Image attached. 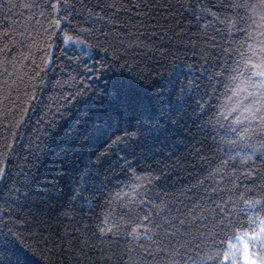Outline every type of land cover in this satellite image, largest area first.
Returning <instances> with one entry per match:
<instances>
[{
	"label": "trees",
	"instance_id": "1",
	"mask_svg": "<svg viewBox=\"0 0 264 264\" xmlns=\"http://www.w3.org/2000/svg\"><path fill=\"white\" fill-rule=\"evenodd\" d=\"M56 2L0 0V232L21 233L37 264H140L139 246L150 241L132 234L145 231L144 216L151 233H171L166 221L179 228L167 244L177 248L182 233L211 227L189 214L222 204L229 181L240 179L233 201L245 209L239 194L261 180L243 177L260 159H241L264 128L237 125L242 113L229 109L246 95L233 96L232 77L250 75L245 61L258 63L264 49V0H60L53 10ZM100 42L103 68L104 53L89 48ZM117 80L128 87L110 95ZM249 216L264 218V208L240 212L228 238L218 231L216 264H244L223 255L259 227ZM197 245L179 248V264L198 260ZM155 260L167 264L168 254Z\"/></svg>",
	"mask_w": 264,
	"mask_h": 264
},
{
	"label": "snow or ice",
	"instance_id": "2",
	"mask_svg": "<svg viewBox=\"0 0 264 264\" xmlns=\"http://www.w3.org/2000/svg\"><path fill=\"white\" fill-rule=\"evenodd\" d=\"M64 3L67 4V0H64ZM236 6V5H233ZM53 10H57L60 7V0H57L56 4L51 5ZM114 7V5H110ZM63 19H67L64 17ZM60 21H56V26L59 27ZM65 42L67 43L70 37H64ZM80 41H76L79 43ZM95 47L98 52H103L104 56L101 57V67L104 66V59L108 55V47L104 46L103 42L97 43L96 45H89V48ZM255 55V53H253ZM113 59L119 60L118 56H115V49H113ZM207 63V61H205ZM249 66H251L249 68ZM244 68L250 72V75L245 76L243 72H238L237 76L232 77L235 81L240 80V85L233 89V96L239 97L241 93H246L243 99H237L235 104L229 109V114L239 110L242 113L241 117H237L235 123L237 125H242L243 123L249 121L259 120L260 125L264 128V49L261 50L259 56V62L253 63L251 57H249L245 63ZM89 72L92 69H88ZM257 77L259 79H253ZM134 79L140 84L145 83L142 77L136 76ZM191 83V82H190ZM128 87L127 84L121 80H117L116 83L111 85L110 95H119ZM252 89V91H249ZM229 99H232L231 97ZM247 102V103H245ZM231 131L235 133L236 128H232ZM253 131L251 127L244 129L242 135H247L248 132ZM227 143H235V141H227ZM252 151L245 155L241 159V165L248 167L249 165H256L257 159H260V165L258 170L253 171L250 169L249 173L246 174L243 178L248 180L250 175H256L260 177L261 183L256 185L254 188H245V192L239 194V200L245 205V209H237L236 202L233 201V195L235 191H238L240 186V179L237 178L235 181H229L232 184L231 188L221 189V192L227 195V199L221 197L222 204H217L215 201L212 203L215 207H199L198 209H193V212L189 214L191 222L197 220L208 221L211 218V227L207 223L203 225L204 231L197 229L199 235H192L189 232H184L182 235L187 237L183 243H181L177 248H170L167 246L170 241L171 236H176L180 229L176 228L170 221H166L169 226L173 229L169 233L167 228H164L163 225H157L156 227L161 229L160 232L151 233V229L146 228L144 221L151 223L148 216H144L141 220L138 227H145V231L139 233L136 229H133V239H136L138 236L143 235L147 240L150 241V244L144 245L141 244L139 247L142 249L140 256L143 257L140 264H159L155 260V255L160 252L168 254L167 264H179V260L176 259L177 256L181 255L179 248L186 247L190 242L200 241V245L205 246V250L199 255L197 261H193V264H216L217 260L220 258V247L223 246L222 241L217 239L218 231L224 233V238H228V235L233 231H238L241 221L239 220V213L245 210L252 211L260 206L264 208V140L258 143L255 146H251ZM229 159H235V157H230ZM222 165L227 167L228 160L221 162ZM233 175H235V169L233 170ZM6 178V168L0 166V180ZM259 189L261 193V198L248 199L245 198V193L253 192ZM216 189H213L215 192ZM229 203H232V210H227ZM189 222L186 218L185 220L180 221V224L183 226L185 223ZM249 226H254L258 224V231L249 233L252 239L260 241L264 244V218L249 216L248 217ZM35 226H38V222H35ZM111 231V229H109ZM151 233V234H150ZM29 235H33L32 232H29ZM156 237L155 239L153 237ZM152 245H155L154 250H150ZM200 245H197L199 247ZM243 259L245 264H264V248L256 254L257 258H252V253L250 252L248 243L243 245ZM51 251V249H49ZM238 248L236 245H229V251L223 255L225 261L234 260L237 258ZM144 253H147V256H144ZM37 255L36 249L32 245H29L25 242L24 237L19 232H13L11 228H8L6 232H0V264H37L35 259ZM43 255V253H40ZM148 256L152 257V261L148 260Z\"/></svg>",
	"mask_w": 264,
	"mask_h": 264
},
{
	"label": "rangeland",
	"instance_id": "3",
	"mask_svg": "<svg viewBox=\"0 0 264 264\" xmlns=\"http://www.w3.org/2000/svg\"><path fill=\"white\" fill-rule=\"evenodd\" d=\"M255 231H258V228ZM244 243H248L253 259L257 258L256 254L259 253L262 248H264V244H262L258 240L254 241L250 235H247L245 237H240L236 242H234L233 245H236V247L239 250L237 257H241V259L243 260V262L245 264V261L243 259V251H244L243 245H244ZM234 260H236V259H234Z\"/></svg>",
	"mask_w": 264,
	"mask_h": 264
}]
</instances>
